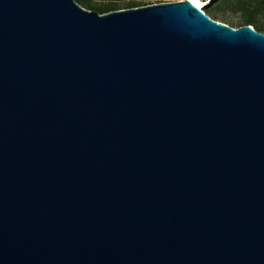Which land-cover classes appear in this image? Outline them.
<instances>
[{"label": "water", "instance_id": "95a60500", "mask_svg": "<svg viewBox=\"0 0 264 264\" xmlns=\"http://www.w3.org/2000/svg\"><path fill=\"white\" fill-rule=\"evenodd\" d=\"M0 264H264V32L0 0Z\"/></svg>", "mask_w": 264, "mask_h": 264}, {"label": "trees", "instance_id": "16d2710c", "mask_svg": "<svg viewBox=\"0 0 264 264\" xmlns=\"http://www.w3.org/2000/svg\"><path fill=\"white\" fill-rule=\"evenodd\" d=\"M80 5L95 10L101 14L120 9L135 8L153 4L148 0H76ZM158 3L162 0H158ZM216 2V3H215ZM206 4L203 10L214 20L224 22L233 27L251 25L260 32H264V0H214ZM233 4L236 9L242 11L238 21L220 15L218 10L223 5Z\"/></svg>", "mask_w": 264, "mask_h": 264}, {"label": "rangeland", "instance_id": "374dc122", "mask_svg": "<svg viewBox=\"0 0 264 264\" xmlns=\"http://www.w3.org/2000/svg\"><path fill=\"white\" fill-rule=\"evenodd\" d=\"M152 3H158V0H148ZM172 1H178V0H162V2H172ZM199 2V4L201 5V7H204L206 4L211 3V4H215L212 3V1L214 0H196ZM220 15H224L227 16L229 18H231L233 21H238V19L240 18V16L242 15V11L238 10L235 8V6L233 4H228L225 5L223 4L219 10H218Z\"/></svg>", "mask_w": 264, "mask_h": 264}, {"label": "bare ground", "instance_id": "6f19581e", "mask_svg": "<svg viewBox=\"0 0 264 264\" xmlns=\"http://www.w3.org/2000/svg\"><path fill=\"white\" fill-rule=\"evenodd\" d=\"M191 1H193V3H195L198 7H201V5L199 4L198 1H196V0H191Z\"/></svg>", "mask_w": 264, "mask_h": 264}]
</instances>
